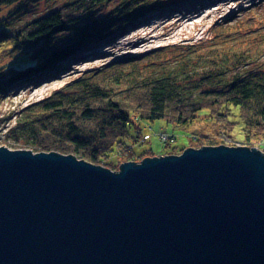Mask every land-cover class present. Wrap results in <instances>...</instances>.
Wrapping results in <instances>:
<instances>
[{
    "label": "water",
    "instance_id": "obj_1",
    "mask_svg": "<svg viewBox=\"0 0 264 264\" xmlns=\"http://www.w3.org/2000/svg\"><path fill=\"white\" fill-rule=\"evenodd\" d=\"M0 264H264V153L190 147L114 171L1 146Z\"/></svg>",
    "mask_w": 264,
    "mask_h": 264
},
{
    "label": "trees",
    "instance_id": "obj_2",
    "mask_svg": "<svg viewBox=\"0 0 264 264\" xmlns=\"http://www.w3.org/2000/svg\"><path fill=\"white\" fill-rule=\"evenodd\" d=\"M38 1L0 0V53L27 57L18 67L0 65V92L53 72L62 60L111 32L180 0H117L112 7V0H64L23 18ZM249 25L217 22L207 40L159 46L92 68L22 107L6 136L33 151L71 154L108 169L116 165L108 158L120 151L133 162L151 152L133 149L134 143L150 139L142 134L143 120L198 124L201 128L189 137L194 146L187 148L209 146L204 144L212 142V135L231 131L234 118L244 141L264 139V23L258 30ZM202 119L216 131L202 128ZM179 146L180 152L172 147L165 155L186 149Z\"/></svg>",
    "mask_w": 264,
    "mask_h": 264
},
{
    "label": "rangeland",
    "instance_id": "obj_3",
    "mask_svg": "<svg viewBox=\"0 0 264 264\" xmlns=\"http://www.w3.org/2000/svg\"><path fill=\"white\" fill-rule=\"evenodd\" d=\"M47 1L39 0L36 7L29 14L24 15L23 18L39 15L43 13L46 5L51 4V7H56L64 0ZM116 2L117 0H112L108 7H112ZM207 5L209 6L208 8H206ZM202 6H205V8L201 9L203 13L196 19L195 24L189 23L185 27L186 29L182 30L181 26H176L173 23L176 17L184 16L185 19L189 15V12H193L195 8ZM226 21L230 23L238 21L244 23L247 21L250 24V28H257L256 30H258V27L264 23V0H232L230 7H224L219 0H180L167 8L150 11L134 24L111 32L98 41L97 44L73 55L74 58L70 59L68 57L62 60L56 65L53 72L48 74L39 73L33 75L31 79L15 83L10 89L0 92V147L4 146L11 150H32L23 144L10 140L6 136L8 129L15 123V114L25 105L47 97L53 91L61 89L69 82L85 75L86 71L113 60L126 56H138L159 46L179 43L191 44L200 40H207L212 36V26L217 22ZM261 30H263L261 31L263 33L264 29ZM136 32L139 34H135ZM139 35L151 38V41L146 43L140 42L137 45L129 44L133 39H137ZM24 62H27L25 55L13 54V56H8L0 53V65L18 67ZM205 114V110L200 112L202 117ZM234 119L236 123L232 126L231 131L227 134L212 135L210 137L212 142L204 145L230 146L231 143H237L238 146L255 147L264 153V139L258 138L244 141L240 133L241 123L237 118ZM206 123L210 122H205V119H202V122L199 124L202 128L209 129L210 132L212 128L216 131V128L209 124L206 125ZM140 126L142 134H149L150 139L144 142L132 143L133 149L135 152L151 151L146 153V156L154 157L165 155L167 152L172 151L174 153L180 152V149L175 146L180 145L179 147L183 149L192 145L194 146V142L189 141V137L192 131L198 129L199 125L191 123L184 126H174L161 119L152 122L143 120L140 121ZM199 128L201 127L199 126ZM162 132L173 138L168 142H164L159 136ZM131 133L134 134V129L131 130ZM128 144L131 145L129 140ZM172 147L175 149L172 150ZM33 152L36 153L37 151ZM143 158L137 157L136 161L140 162ZM107 161L114 162L115 166L109 165L108 167L111 170L118 171L120 164L130 160L126 151L123 150L118 154H113Z\"/></svg>",
    "mask_w": 264,
    "mask_h": 264
},
{
    "label": "bare ground",
    "instance_id": "obj_4",
    "mask_svg": "<svg viewBox=\"0 0 264 264\" xmlns=\"http://www.w3.org/2000/svg\"><path fill=\"white\" fill-rule=\"evenodd\" d=\"M196 1H199V0H196ZM211 1H214V0H211ZM238 1H241V0H238ZM219 2H222L223 6L224 7H230L231 4H232V0H219ZM209 6L207 5L206 8H208ZM202 8H205V6L203 7H198V8H195L193 12H189V15L184 19V16L183 17H176V19L173 21V23L176 25V26H181L182 30L187 27L189 25V23H193L195 24L196 23V19L199 17V15L201 13H203V11L201 10ZM219 8V7H218ZM195 14H198V15H195ZM170 19V18H169ZM203 19V18H202ZM166 22V21H165ZM186 29V28H185ZM135 34H139L138 32H136ZM133 36V35H132ZM148 41H151V38H147L145 36H137V39H133L132 41L129 42V44L131 45H137L138 43L142 42V43H146ZM232 146V145H230ZM20 150V149H18ZM168 155V154H167Z\"/></svg>",
    "mask_w": 264,
    "mask_h": 264
},
{
    "label": "built area",
    "instance_id": "obj_5",
    "mask_svg": "<svg viewBox=\"0 0 264 264\" xmlns=\"http://www.w3.org/2000/svg\"><path fill=\"white\" fill-rule=\"evenodd\" d=\"M159 136H160V139H161V140H166V139H168L167 134H165L164 132L160 133ZM148 137H149V136H144L145 139H147ZM231 145H232V146H238L237 143H231Z\"/></svg>",
    "mask_w": 264,
    "mask_h": 264
}]
</instances>
